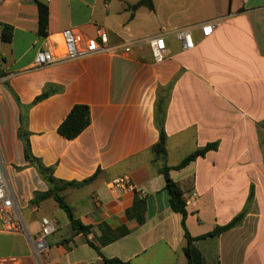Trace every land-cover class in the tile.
Segmentation results:
<instances>
[{"label":"crops","instance_id":"0c3cea01","mask_svg":"<svg viewBox=\"0 0 264 264\" xmlns=\"http://www.w3.org/2000/svg\"><path fill=\"white\" fill-rule=\"evenodd\" d=\"M153 1V10L142 6L132 15L137 0H0V155L15 203L32 236L42 217L58 223L45 264H107L103 256L131 264H264V0ZM40 5L48 11L46 35ZM216 19L208 37L193 27L189 50L167 35L171 57L160 63L141 42L129 53L33 68L46 37L66 29L83 42L102 27L115 45ZM1 24L13 27L9 42ZM50 87L59 91L31 105ZM75 104L89 106L91 122L68 139L58 127ZM26 108L32 153L58 179L94 176L62 192L91 226L87 234L74 232L54 198L30 202L49 186L25 158L19 131ZM162 109L165 160L153 150ZM209 143L217 147L175 168ZM165 164L186 202L190 258L182 215L169 205ZM123 175L144 192L109 187ZM241 213L232 228L198 238ZM0 264H35L27 233L1 222Z\"/></svg>","mask_w":264,"mask_h":264},{"label":"built area","instance_id":"2783aa9c","mask_svg":"<svg viewBox=\"0 0 264 264\" xmlns=\"http://www.w3.org/2000/svg\"><path fill=\"white\" fill-rule=\"evenodd\" d=\"M220 20H210L193 26L178 27L169 31H164L158 35L149 36L140 40H130L120 44H108L107 31L99 27L97 34L81 42L77 33L73 29H66L58 36L46 37L45 43L36 53L33 68H43L59 62H65L86 56L108 53L119 54L129 53L134 45L145 42L149 45L151 54L155 62L160 63L171 57L166 44V37L174 35L180 41L183 49L189 50L196 46L193 36V27H199L202 35L208 37L219 24ZM112 189H140L132 183L127 175L119 176L109 183ZM0 222L5 230L26 232L32 244L34 255L38 258H45L49 251L48 237L52 235L58 227L56 220L47 216L41 218L40 231L36 236L28 233L20 208L15 203V197L8 182L0 155Z\"/></svg>","mask_w":264,"mask_h":264},{"label":"trees","instance_id":"16d2710c","mask_svg":"<svg viewBox=\"0 0 264 264\" xmlns=\"http://www.w3.org/2000/svg\"><path fill=\"white\" fill-rule=\"evenodd\" d=\"M142 6L148 8L149 10H153L154 1L153 0H137V2L130 7V9L132 10V15L136 9ZM47 25H48V11L40 5L39 32L41 34L46 35ZM1 26H2L1 38L2 40L9 42L12 39L13 27L8 24H1ZM57 91H59V88L50 87L48 89H45L40 95H38L34 99L31 105L37 103L40 100H43L44 98L51 95L53 92H57ZM27 110L28 108H26L24 114L21 115L22 126L19 131L20 137L22 138L24 142L25 158L32 166H34L37 169L41 178L49 186V189L47 191L36 192L30 202L31 204H37L44 199L54 198V200L58 203L59 207L62 208L68 215L70 219L71 227L74 230V232L76 234L80 232L87 234L90 232L91 226L83 224L80 219L75 217L71 205L66 201L62 192L63 190L69 187H82L88 184L93 179L94 176L84 179L82 181H64V180L58 179L54 175V167L47 166L42 161L41 158L35 156L32 153L30 140H29L30 132L28 131V128H27ZM164 117H165V111L162 109V111L159 112V117H156V125L159 129V140L153 146V150L156 152V155L159 157H162L163 160H165L166 154H167V134L164 128ZM90 122H91V114H90L89 106L86 104H75L71 108L70 112L67 114L63 122L59 125L58 132L62 136L68 139H74L85 128H87L90 125ZM216 147H217L216 143H209L205 145L204 147L196 149L193 153H191L185 159H183L175 168L185 167L190 162L194 161L197 157L203 156L209 150H212ZM170 169L171 167L165 164L161 168V172L163 173L164 178H165V189L167 190V193H168L169 205L174 211L179 212L182 215V226L185 230V235L189 241V245L188 247H186L185 251L190 258L191 252H192L190 244H191L193 237L190 236L187 230V227H186V219L188 216V212L186 209V202L183 199L182 190L180 189L178 184L170 177V174H169ZM250 196H252V193ZM243 217H244V213H241L237 215L230 223L224 226H218L212 232L208 233L207 235L198 237V238H203L205 236H217L221 234L222 232L238 224L243 219ZM90 244L91 246L96 248L92 243ZM103 260H104V263H107V264H131V262L124 261L119 258H106L103 256Z\"/></svg>","mask_w":264,"mask_h":264},{"label":"rangeland","instance_id":"374dc122","mask_svg":"<svg viewBox=\"0 0 264 264\" xmlns=\"http://www.w3.org/2000/svg\"><path fill=\"white\" fill-rule=\"evenodd\" d=\"M45 209H46V205L44 206L43 210H45ZM43 210H40V214H42ZM41 260H42V263L45 264L44 258H41ZM35 264H40L39 261L37 260L36 256H35Z\"/></svg>","mask_w":264,"mask_h":264},{"label":"water","instance_id":"95a60500","mask_svg":"<svg viewBox=\"0 0 264 264\" xmlns=\"http://www.w3.org/2000/svg\"><path fill=\"white\" fill-rule=\"evenodd\" d=\"M36 258H37V260L39 261L40 264H43L42 260L40 258H38V257H36Z\"/></svg>","mask_w":264,"mask_h":264}]
</instances>
